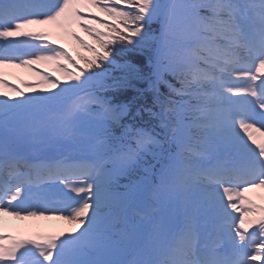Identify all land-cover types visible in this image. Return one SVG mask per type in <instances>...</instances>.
<instances>
[{
	"label": "snow or ice",
	"instance_id": "1",
	"mask_svg": "<svg viewBox=\"0 0 264 264\" xmlns=\"http://www.w3.org/2000/svg\"><path fill=\"white\" fill-rule=\"evenodd\" d=\"M0 264H264V0H0Z\"/></svg>",
	"mask_w": 264,
	"mask_h": 264
}]
</instances>
